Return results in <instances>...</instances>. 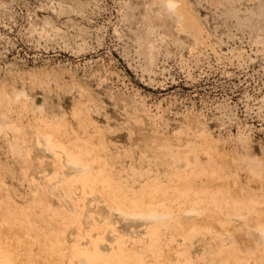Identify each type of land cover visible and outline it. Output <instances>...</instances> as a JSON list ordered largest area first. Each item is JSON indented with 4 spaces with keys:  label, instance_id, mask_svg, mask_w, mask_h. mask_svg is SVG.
I'll use <instances>...</instances> for the list:
<instances>
[{
    "label": "rangeland",
    "instance_id": "rangeland-1",
    "mask_svg": "<svg viewBox=\"0 0 264 264\" xmlns=\"http://www.w3.org/2000/svg\"><path fill=\"white\" fill-rule=\"evenodd\" d=\"M0 124L11 264H264V0H0Z\"/></svg>",
    "mask_w": 264,
    "mask_h": 264
},
{
    "label": "bare ground",
    "instance_id": "bare-ground-1",
    "mask_svg": "<svg viewBox=\"0 0 264 264\" xmlns=\"http://www.w3.org/2000/svg\"><path fill=\"white\" fill-rule=\"evenodd\" d=\"M166 6H167V8H168V10L169 11H175V9H176V4L174 3V2H171V1H169L167 4H166ZM19 98V97H18ZM4 124L5 123H3V127H5V128H1V126H0V128L1 129H7V128H9L10 126L8 125V124H5V126H4ZM8 127H7V126ZM13 125V124H12ZM11 128V127H10ZM9 128V129H10ZM1 129H0V131H1ZM12 129V128H11ZM10 129V130H11ZM3 130V131H4ZM8 130V129H7ZM7 130H5V131H7ZM13 130H14V128H13ZM39 140V139H38ZM47 140V139H46ZM41 141L42 140H39V141H37L38 142V144L39 143H41ZM47 141H49V140H47ZM43 143H44V141H42ZM42 143V144H43ZM45 144H46V141H45ZM45 144H43V145H45ZM46 146V145H45ZM44 146V147H45ZM48 146V151H49V149H51V148H49V145H47ZM18 144H17V142H16V140L14 141V143H13V149L15 150V151H17L18 150ZM40 148H43V146H41L40 145ZM39 149V148H38ZM54 149V148H53ZM56 149V148H55ZM46 151H47V149H45ZM18 152V151H17ZM53 152H54V150H53ZM52 152V153H53ZM54 156H56V153L54 152ZM57 157V156H56ZM61 159V161H60V163L64 166V168H66L67 169V175H69V174H74V172L76 173V172H86L87 170H86V167H85V165L82 163V162H80V161H78V160H76V159H74V158H72V157H63V159H62V157H60ZM71 171V172H70ZM65 172V171H64ZM64 172H62L61 173V176L60 177H62V174L64 173ZM68 172H69V174H68ZM65 173H64V176L65 177H63V178H66L67 177V175H66ZM162 208V207H161ZM122 209V208H121ZM148 209V208H147ZM146 209V210H147ZM118 210H119V208H118ZM123 210V209H122ZM121 210V211H122ZM150 212H151V214H149V215H147V214H145V211L142 213V211H138V210H136V211H127V212H129V214L128 213H126L127 215H123L124 213H125V211H123V212H120V210H119V212L122 214V215H120L118 212H115L116 213V215L121 219L122 217H125L126 216V218L124 219L123 218V220H126L127 218H131V219H134L135 221H137V222H139V223H150V224H152V225H154V222H156L155 220H158L159 218L157 217L158 215V210H156L157 212H155V213H157V214H155V213H153V209L152 210H150V209H148ZM148 210H147V213H150V212H148ZM114 211H117V209L116 210H114ZM138 211V212H137ZM194 212V211H193ZM190 214H192V212H189V213H186V215L187 216H189ZM162 215H163V217L165 218L166 217V219L167 218H169L170 219V221H171V219L173 220V216H172V214L170 213V212H168V211H166V212H164V213H162ZM159 216H160V213H159ZM162 217V216H161ZM156 218H158V219H156ZM164 218H160L159 220H160V222H161V220L163 219V221H162V223H164L166 220L164 219ZM90 219V218H89ZM131 219H127V220H131ZM122 220V219H121ZM133 220V221H134ZM159 220H158V222H156V223H158L159 224ZM165 220V221H164ZM134 221V222H135ZM167 221H169L168 219H167ZM136 222V223H137ZM167 223V222H166ZM150 224H146V226L147 225H149L150 226ZM165 224V223H164ZM174 224H175V222H174ZM168 225V224H167ZM118 226V225H117ZM154 227V226H153ZM164 227V226H163ZM150 229V228H149ZM264 229V228H263ZM159 230H161V229H159ZM154 231V230H153ZM157 231V230H156ZM260 231V230H259ZM262 231V230H261ZM264 232V231H263ZM261 235H263V234H261ZM263 237V236H262ZM264 238V237H263ZM97 248V247H96ZM98 249V248H97ZM100 252V250H98V252L97 253H99ZM102 253H104V251H102ZM102 253H99V254H101L102 256L105 254H102ZM1 255V254H0ZM106 256V255H105ZM104 256V257H105ZM82 261H86L84 264H89L90 262H88L87 260H80V263L81 264H83L82 263ZM0 264H11L9 261H7V260H5V259H3L2 258V256H0ZM91 264V263H90Z\"/></svg>",
    "mask_w": 264,
    "mask_h": 264
}]
</instances>
